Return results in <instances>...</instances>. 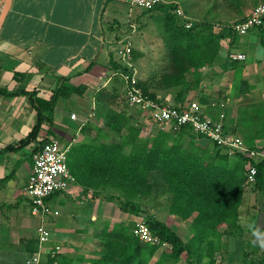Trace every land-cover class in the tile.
<instances>
[{
    "label": "crops",
    "instance_id": "0c3cea01",
    "mask_svg": "<svg viewBox=\"0 0 264 264\" xmlns=\"http://www.w3.org/2000/svg\"><path fill=\"white\" fill-rule=\"evenodd\" d=\"M2 3L0 0V12ZM236 3L244 14L234 21L243 19L264 0H252L246 5L241 0ZM156 13L161 12L148 13L137 8L130 11L127 0H11L10 10L0 27V91L18 94L5 96L0 93V264H28L38 252L40 228L51 235L40 255V263L60 252L73 258L74 264H90L89 260L98 254L94 250L80 254L81 248H89L95 242L92 234L101 217L97 198L88 201L81 197L74 205L73 201L63 199L54 202L57 193L46 200V213L33 215L25 189L38 145L8 148L16 147L25 139L36 122V111L30 105L29 96L22 91L36 92L37 97L47 100L62 84H69L82 93L59 98L53 124L44 125L39 139L70 138L65 145L60 143L68 150L76 142H88L92 138L89 132L80 134L84 124L92 121L98 126L103 122L102 111H118L120 99L125 100V82L121 74L127 71L119 56L122 42H132V63L138 86L144 76L166 68V49L158 31L162 22L153 18ZM149 26L152 28L147 34ZM250 32L254 37L242 38ZM250 32L237 36L232 45L224 39L220 58L203 67L205 71L219 69V78H222L218 86L226 90L222 102L227 111L223 113L226 128L231 132L241 120L240 110L236 114L238 107L264 104V26ZM223 44H227L226 53ZM231 54H243L244 58L232 60L229 59ZM133 55L137 56L135 60ZM226 59L228 68L224 66ZM116 66L119 68L115 69ZM228 74L227 88L224 78ZM254 80L256 84L252 83ZM157 98L168 102L159 94ZM245 98L254 100L244 101ZM203 111L213 117L222 113L208 112L206 106ZM72 115L75 118L72 119ZM259 128L258 125L250 129L239 127L234 133L241 132L249 137L248 140L243 137L245 144L255 148L264 145V135L255 136ZM77 185L81 191V185ZM62 210L65 215L60 219ZM154 213L157 211L151 210L155 218ZM172 225L183 241L192 237L189 220H179ZM245 244H252L260 251L264 249V191L253 184H247L244 189L237 225L221 237V247L215 253L216 264H227L226 261L233 259ZM258 264H264V260Z\"/></svg>",
    "mask_w": 264,
    "mask_h": 264
},
{
    "label": "trees",
    "instance_id": "16d2710c",
    "mask_svg": "<svg viewBox=\"0 0 264 264\" xmlns=\"http://www.w3.org/2000/svg\"><path fill=\"white\" fill-rule=\"evenodd\" d=\"M155 11L163 13L159 32L166 49V68L156 83L148 85L140 81L139 87L152 99L157 98L156 91L172 92L174 104L185 107L192 102L190 94L200 89V70L219 59L224 39H229L232 45L237 34L231 30L230 24L221 26L218 33L214 32L211 24L204 27L193 25L186 29L184 25L187 21L179 17L172 6L160 5L145 12ZM133 57L134 60L137 58L136 55ZM152 88L155 91H151ZM0 93L5 96L18 94ZM22 93L29 96L30 105L36 111V122L25 139L8 149L33 143L38 145L36 152L50 141L47 137L39 138L44 125L52 126L59 98H69L82 92L69 84H62L47 100L37 97L36 92ZM98 98L103 100L101 96ZM200 100L205 103V100ZM100 115L104 125L96 139L73 146L67 154V164L75 183L81 185L82 190H92L96 195L102 189H115L126 201V207L122 206L121 210L137 214L141 198L150 194L156 176L160 174L170 194L169 214L181 221L189 220L192 237L183 241L165 223L148 218L145 222L152 233L169 245L156 258L160 249L158 246L140 242L129 226L122 222L112 226L105 222L96 232L98 254L89 263L177 264L185 253L190 262L206 260V264H216L215 253L221 247V237L237 225L250 168L257 170L254 187L264 191V159L247 161L240 155L230 156L225 147L216 144H212L210 150L199 146L198 141L204 140L203 136L186 127L177 132L158 129L142 140L139 137L140 128L131 125L133 118L124 110L107 109ZM240 115L241 120L236 128L234 126L233 133L239 127L250 129L258 125L260 128L255 136L264 135V104L246 107ZM112 132L119 136L120 143L108 144L105 141ZM185 137L191 141L187 142ZM250 148H254L253 145ZM40 264H74V259L54 254Z\"/></svg>",
    "mask_w": 264,
    "mask_h": 264
},
{
    "label": "built area",
    "instance_id": "2783aa9c",
    "mask_svg": "<svg viewBox=\"0 0 264 264\" xmlns=\"http://www.w3.org/2000/svg\"><path fill=\"white\" fill-rule=\"evenodd\" d=\"M130 11L141 9L150 11L153 8L164 5L162 0H127ZM179 17L186 19L184 12L177 8L174 11ZM185 28L190 29L193 24L185 23ZM264 26V3L255 6L243 18L230 24L231 30L237 35H245L254 28ZM222 28H219L221 30ZM132 42H122L119 50L121 63L126 67V73L121 74L125 82V102L130 107L139 109L145 116L147 124L158 125L162 130L177 132L181 128H189L196 135L203 136L212 144L225 147L230 156L240 155L243 159L257 161L264 159V145L250 148L236 133L225 128V115L219 113L213 117L203 111V106L197 102H191L188 106L180 107L174 103L162 102L159 98L152 99L145 95L138 86L136 71L132 63ZM230 59H243V54H231ZM71 118H75L74 115ZM68 148H63L58 140L45 142L32 156V171L28 177L26 193L30 198L32 214L46 213V200L54 194L66 191L75 183L74 176L70 173L67 164ZM256 168H250L247 174V184L255 183ZM57 214V213H55ZM133 235L145 244L158 246L160 249L169 248L166 242L152 233L145 221H138L133 227ZM50 233L40 228L37 235L38 252L28 264H39L40 255L44 245L49 241ZM58 250V247H57Z\"/></svg>",
    "mask_w": 264,
    "mask_h": 264
},
{
    "label": "rangeland",
    "instance_id": "374dc122",
    "mask_svg": "<svg viewBox=\"0 0 264 264\" xmlns=\"http://www.w3.org/2000/svg\"><path fill=\"white\" fill-rule=\"evenodd\" d=\"M162 1L165 6H172L175 9L177 8L181 9L186 15V17L189 18V21L194 26L197 25L198 27H201V26L204 27V25L211 24L214 27L213 30L215 33H218L220 31L219 28H222L221 26L231 24L232 21L238 18H241V16H243L244 14L243 10H240V5L238 6V4L236 3L237 0H162ZM241 1L245 2L244 3L245 5L246 3L248 4L252 2V0H241ZM153 18L156 20L159 19V21L162 22L163 13L162 12L156 13L155 17ZM151 28L152 26L148 27L147 34L151 32L150 30ZM155 28L157 29V27ZM237 36L239 37V35ZM248 37H254V36L251 34V32L250 34L246 36H242V38L244 39H247ZM226 40H229V39H226ZM227 43L229 45V41ZM225 45L227 44H223L224 46L223 51L226 53L228 48ZM227 61L228 60L226 59V62L224 63L225 68H228L226 67V65L229 64L227 63ZM160 69L161 68H159L158 71L154 73L153 75H150V76L148 75L149 77L144 76V80H143L144 83L146 82V84L148 85L150 84L152 85V82L156 83L158 78L162 75L164 71V68L162 72ZM200 74L202 77L201 86L198 91L192 92L190 94L191 101L192 102L195 101L202 106H206L208 112H211L213 110L214 112H223L224 110H226V108L224 107V102H222V100H224V96L226 97V90L223 91L222 88H219L218 86L222 78V77L219 78L220 77L219 69L215 68L212 71L211 70L205 71L202 68L200 70ZM229 83H230V76L228 74L227 76L225 75L224 86L228 88ZM252 83L256 84V81L254 80V82L252 81ZM240 89H242V86L240 87ZM246 89L248 90L250 89V87L248 86L246 87ZM156 93L166 98V101L174 103L173 101L174 94L172 92L166 93L162 91L161 92L156 91ZM200 99L205 100V103H202ZM249 100L253 101L254 99H250V98L244 99V101H249ZM120 103H121L120 110L121 111L124 110L125 112H127V114H130L132 116L133 121L131 125H134L140 128L139 137L142 140H146L149 136H151L152 134H155V132H157L158 129H160V126L158 125L147 124L148 122L146 121V116L139 109L130 107L128 104H126L124 99L121 98ZM251 106H253V104L249 105V107ZM72 108L73 106H70V109ZM244 108L246 107L244 106L238 107L237 108L238 111H236V114L239 112V110L240 112L243 111ZM84 125L85 127H83L80 130V134L82 133L86 135V132L87 133L89 132L88 134L92 136V138H89V140L92 141V140H95L96 137L99 135V130L103 128L104 122L97 124L98 126H96V124L95 125L92 124V121L88 123L87 125L86 124ZM238 134L240 135L242 139L243 137H245L241 132H239ZM69 139L70 138H66V139L57 138L54 140H58L62 145H65L66 143L69 142ZM185 139L187 142L191 141L187 137H185ZM248 139L249 137H245V140H248ZM105 141L108 144H115V143H120L121 140L117 134L115 135L112 132L111 135ZM76 143L75 145H80L79 143L78 144ZM198 144L199 146L201 145L203 147L209 148V150L211 147H213L212 143H210L206 139L198 141ZM69 171H70V168H69ZM156 178L157 180L155 181L156 182L155 186L151 190L150 194L148 196L141 198L140 203H139L140 207L138 208L137 214H133L127 210L125 211L121 210L122 206L126 207L125 205L126 201L124 200V197L122 196V194L119 193L115 189H110V188L102 189L99 195H96L93 193L92 190H87L88 192L84 190L80 191V189H78L80 187L77 185V183H74L64 193H59L58 195L54 197V200H53L54 202L59 201V200L61 201V199H63L65 202L67 200L73 201L74 205H76L75 204L76 202L79 203L81 197H86L85 199H87L88 201H90L94 197L95 199L97 198L96 205H98L99 207V210L101 212V217L99 218L96 224L95 230L93 232L94 234H92V239H95V242L92 243L91 246L89 245L88 246L89 248H86V247L81 248L80 249L81 255H83L85 251H91V252L93 250H94L93 252L98 251L97 244L99 242V239L96 237V232L100 230V228L103 226L105 222H109L111 226L115 222H122L125 225L129 226L130 231L133 234L134 223L138 221H142V220L146 221L150 217L152 218L153 214H151V210L157 211V213H154L155 219L156 218L161 219L163 222L168 224V226H171L175 232H178L175 229V226L172 224L175 222H179V219L172 215L168 216L169 215L168 205H169L170 194L166 191L165 185L163 184L161 180L160 174L157 175ZM69 193H71V195H73L74 197L71 198ZM64 212L65 210L63 211V214L60 217V219L64 217L65 215ZM115 218H117V220ZM178 234L180 233L178 232ZM49 238L51 240V235ZM165 249H159L158 254H156V258H157V255H160L159 253H161V251ZM58 254L63 255L60 252H58L55 255H58ZM234 255L235 256L232 257L233 259H229L226 261L227 264H258L259 262L264 260V249L260 251L257 249V247L253 246L252 244H245L244 246H241L238 249L237 253ZM95 256H97V254ZM220 256L221 258H224V252H221ZM177 264H206V260H201V261L193 260L190 262L188 261L187 255L183 253Z\"/></svg>",
    "mask_w": 264,
    "mask_h": 264
},
{
    "label": "water",
    "instance_id": "95a60500",
    "mask_svg": "<svg viewBox=\"0 0 264 264\" xmlns=\"http://www.w3.org/2000/svg\"><path fill=\"white\" fill-rule=\"evenodd\" d=\"M2 4H3V7L0 12V27L4 21L6 14L10 10L11 0H3Z\"/></svg>",
    "mask_w": 264,
    "mask_h": 264
}]
</instances>
